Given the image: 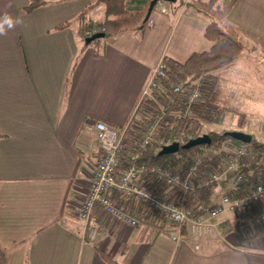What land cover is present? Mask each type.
<instances>
[{
    "label": "crops",
    "instance_id": "1",
    "mask_svg": "<svg viewBox=\"0 0 264 264\" xmlns=\"http://www.w3.org/2000/svg\"><path fill=\"white\" fill-rule=\"evenodd\" d=\"M46 1L25 14L27 0H0V247L6 264H106L100 253L118 264H264V235L242 244L226 223L195 250L189 234L172 247L156 243L160 230L173 231L167 223L133 228L98 209L87 223L78 218L100 157L94 124L124 128L164 58L182 63L210 49L203 36L208 20L188 13L182 5L189 0L160 2L150 26L86 47L79 28L104 18L101 5L76 23L91 0ZM68 21L69 28L53 31ZM224 24L238 31L243 45L245 93L263 89L251 65L264 64V0H236ZM239 58L227 66L231 78Z\"/></svg>",
    "mask_w": 264,
    "mask_h": 264
},
{
    "label": "trees",
    "instance_id": "2",
    "mask_svg": "<svg viewBox=\"0 0 264 264\" xmlns=\"http://www.w3.org/2000/svg\"><path fill=\"white\" fill-rule=\"evenodd\" d=\"M150 3L151 0H91V4L76 16L74 22L82 21L86 13L98 5L104 6L105 16L102 20L83 24L78 31L80 39L84 42L93 35L101 34L102 38L86 44V47H94L96 44L108 42L121 33L140 31L145 25L144 19ZM48 4L46 0H27L23 11L25 14H30ZM235 5L236 0H189L182 5L188 13L208 20L203 36L211 44V47L207 51L191 54L182 63L169 58H164L161 61L160 68L164 72V77L158 79L157 89L150 98L140 101L128 124L119 129L123 131L125 146V154L121 159V164L125 161L131 162L130 156L136 155L137 157L132 161V164L138 168L141 165L150 166L162 163H169L174 166L184 162L189 158V155L209 149L213 153V158L198 170L192 181L198 175L203 176L205 173H216L225 169L233 148L238 142L225 136L224 133H208L207 136L210 141L208 144L200 146L202 149L198 146L190 149L181 148L177 154L161 157H158L160 147L153 145L149 149H139V142L141 132L153 114L164 113L158 137L165 135L168 138L171 133L192 130L195 139L203 136L201 134L203 126L220 122L222 114L229 111V98L219 88L215 73L234 63L243 52V45L238 31L224 24ZM72 23L73 21L65 22L55 27L53 31L65 30ZM195 86L199 87L202 98L193 106L194 116L177 122L174 115L177 114L180 108L179 104L182 102L184 94H187ZM174 88H178L179 93H174ZM238 114L239 121L243 122L244 115L242 113ZM0 138H2L1 135ZM187 142L180 144V147ZM247 146L249 148L247 160L240 164L235 171L225 173L219 183L204 188L197 202L215 203L216 197L222 194H227L233 200H236L246 195L254 186L258 184L264 186V142L251 136ZM120 169H122L121 165ZM236 175H241L243 181L233 187L231 182ZM143 176L139 174L137 181H141ZM161 187L155 185L152 190L161 198L167 197L166 194L169 191L165 192V189L163 190ZM135 216L143 224H150L154 227L162 225L157 220H148L149 217H144L141 210H138ZM233 216L232 219H238V225L233 224L229 231L237 234L242 244H248L257 236L264 235V222L259 220L260 217L264 216V201L250 199L245 206L241 205L237 214ZM228 222L230 221L226 223ZM222 247L223 249L236 251L225 242H222ZM100 257L106 264H118L104 254L100 253ZM0 264H6V251L1 247Z\"/></svg>",
    "mask_w": 264,
    "mask_h": 264
},
{
    "label": "built area",
    "instance_id": "3",
    "mask_svg": "<svg viewBox=\"0 0 264 264\" xmlns=\"http://www.w3.org/2000/svg\"><path fill=\"white\" fill-rule=\"evenodd\" d=\"M146 24L150 26V22L147 21ZM162 77H164V72L158 66L143 90L141 100L150 98L157 89L158 79ZM173 92L179 93V89L174 88ZM201 98L202 94L198 86L184 94L179 104L180 108L174 115L176 121L180 122L187 117H193V106ZM163 114V112L153 114L146 123L141 132L139 149H149L153 145L162 149L171 144L180 145L195 137L192 130L171 133L168 138L165 135L158 137ZM94 128L100 157L90 176L88 187L78 209V217L84 223L89 221L92 211L98 209L101 216H107L130 227L138 228L143 223L136 218L135 214L141 210L144 217H149L148 220H157L161 224H172V243L179 245L184 236L189 234L193 248L199 250L200 240L211 236L219 229L220 224L215 221L217 218L226 213L236 215L238 208L241 205L245 206L250 199L264 201V186L258 184L240 199L233 200L229 195L222 194L215 203L197 202L204 188L219 183L225 173L235 171L247 160L249 148L245 143L238 142L233 148L223 171L198 175L192 181L198 170L213 158V153L209 149L189 155L184 162L174 166L162 163L150 166L141 165L138 168L132 164L136 155L130 156L131 162L125 161L121 164V159L125 154L123 131L101 122H96ZM139 174L144 175L141 181H137ZM242 181V176L236 175L231 183L235 187ZM155 185L162 186L161 189H165V192L169 191L166 194L167 197L161 198L154 192L152 188ZM259 220L264 222V216ZM95 236L96 230L89 229L88 240L93 241Z\"/></svg>",
    "mask_w": 264,
    "mask_h": 264
},
{
    "label": "rangeland",
    "instance_id": "4",
    "mask_svg": "<svg viewBox=\"0 0 264 264\" xmlns=\"http://www.w3.org/2000/svg\"><path fill=\"white\" fill-rule=\"evenodd\" d=\"M100 7L101 9H104V6L101 5ZM238 61H240L238 64V68H236L234 71L231 72L232 78L229 76L228 73L229 70L227 69V67L222 68L215 73L218 78L219 88H221L222 92L225 93L226 96H228L229 98V106H228L229 111H225L222 114L220 122L203 126L201 134L205 136L211 132H214L216 134H221L226 132H240L246 135H251L254 137V139L264 142V64L251 65L254 66V71L256 73V76L261 79L260 82L261 85L263 86V89L253 90V92L255 91V93L247 94L244 91L245 87L243 88L241 86L243 60L239 58ZM245 66L247 65L244 64V67ZM239 76H240V80H236L238 79ZM229 94L233 97L234 100L233 104H231L232 98L230 97ZM238 113H242L247 120L245 121L244 120L245 118H243V122L242 121L240 122L239 121L240 117ZM200 146L198 147L201 148ZM218 197H216L215 202L219 200ZM220 218L223 219L219 220ZM215 221L218 222L220 225H219V229L216 230L212 234V236L215 233H220V226L222 224H225L226 221H230L225 224L229 227L230 226L232 227L233 224L238 225V219L236 218L232 219V215L228 213L223 214ZM167 224L170 225L171 223H167ZM93 229L96 230L95 228ZM172 234L173 231L170 232V231L160 230V232L155 234V236L157 237L156 243H160L162 246H164V248H167V245L171 247L174 246L175 244L172 243V241L170 240L171 239L170 236H172ZM185 237L186 236H184V238Z\"/></svg>",
    "mask_w": 264,
    "mask_h": 264
},
{
    "label": "water",
    "instance_id": "5",
    "mask_svg": "<svg viewBox=\"0 0 264 264\" xmlns=\"http://www.w3.org/2000/svg\"><path fill=\"white\" fill-rule=\"evenodd\" d=\"M159 2H166L169 4H174L176 2V0H151V3L149 5L148 8V12L146 14V17L144 19V24H146V22L149 20L150 15L153 11V9L155 8V6L157 5V3ZM102 38L101 34H97V35H93L91 37H89L88 39L85 40L86 44H89L97 39ZM225 136L230 137L231 139L237 141V142H241V143H246L248 144L251 140V136L250 135H246L244 133H240V132H226L224 133ZM209 138L207 135L202 136V137H198L196 139L190 140L188 141L185 145H183L182 147H180L178 144H171L165 147H162V149L159 151L158 153V157L161 156H165V155H171V154H175L177 153L181 148L182 149H190L196 146H200V145H206L209 143Z\"/></svg>",
    "mask_w": 264,
    "mask_h": 264
},
{
    "label": "clouds",
    "instance_id": "6",
    "mask_svg": "<svg viewBox=\"0 0 264 264\" xmlns=\"http://www.w3.org/2000/svg\"><path fill=\"white\" fill-rule=\"evenodd\" d=\"M17 22H21V20L17 18ZM4 23H7L9 25V27H12L13 26V19L6 14L4 16ZM3 34H5V30L3 27V23H0V35H3Z\"/></svg>",
    "mask_w": 264,
    "mask_h": 264
}]
</instances>
